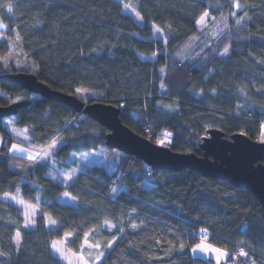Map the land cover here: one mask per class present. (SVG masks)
I'll return each instance as SVG.
<instances>
[{
    "label": "trees",
    "instance_id": "trees-1",
    "mask_svg": "<svg viewBox=\"0 0 264 264\" xmlns=\"http://www.w3.org/2000/svg\"><path fill=\"white\" fill-rule=\"evenodd\" d=\"M204 13L224 27L205 36L192 56L178 58L200 35ZM0 25V106L29 102L13 123L27 128L31 145L61 141L42 164L11 155L13 139L0 120V264H63L52 244L66 235L73 250L84 239L99 244L98 264H212L190 255L201 236L226 251L225 264H264V211L249 190L194 169H153L121 152L112 173L85 162L82 153L116 150L105 145L109 131L2 78L32 74L54 93L113 105L137 135L201 155L208 130L227 138L262 133L264 0H0ZM66 193L75 205L57 201ZM5 194L37 206L32 227Z\"/></svg>",
    "mask_w": 264,
    "mask_h": 264
},
{
    "label": "water",
    "instance_id": "water-1",
    "mask_svg": "<svg viewBox=\"0 0 264 264\" xmlns=\"http://www.w3.org/2000/svg\"><path fill=\"white\" fill-rule=\"evenodd\" d=\"M2 78L31 93L55 99L76 113L92 117L109 131L105 141L108 148L143 158L153 169L169 172L194 169L235 188L247 189L259 201L264 211V141L257 142L243 133H236L227 138L219 130H208V136L204 137L200 144L201 155L174 152L126 127L119 118V109L113 105L104 102L86 103L74 96L54 93L38 82L32 74L15 73L4 75ZM28 103L19 101L0 106V120L16 115Z\"/></svg>",
    "mask_w": 264,
    "mask_h": 264
},
{
    "label": "rangeland",
    "instance_id": "rangeland-1",
    "mask_svg": "<svg viewBox=\"0 0 264 264\" xmlns=\"http://www.w3.org/2000/svg\"><path fill=\"white\" fill-rule=\"evenodd\" d=\"M123 5V11L130 15L134 21L138 24H143V20L141 19L140 15L136 10H134L132 7L127 5L128 7H125ZM237 10H240V7H236ZM224 27V20L220 19H213V20H205L203 24H201V33L199 36L195 37L190 43H188L183 49H181L180 53L178 54V58L184 59L192 56L194 52L198 51L196 50L198 48V45L204 42L205 36H209L211 34H214L213 30L217 32L219 29L221 30ZM154 33H158L155 30L158 29L156 26H153ZM211 28V31H210ZM2 40V37L0 36V41ZM14 117L9 116L1 119V124L4 126L10 133V136L12 137L13 141L9 143L8 152L11 155L23 157L29 161L35 162V163H45L48 159V156L51 154L54 148L60 145L61 141L57 140L55 143V147H51V144L48 145L45 148L39 149L37 151L36 157L33 159H30L29 156H34L36 153L33 150H30V147L27 146L26 141L28 139V131L27 128H20L16 126L14 123ZM164 134L169 136L168 132H165ZM27 137V139H24V137ZM258 140H255L257 142L264 141V133L257 136ZM260 138V139H259ZM15 144L19 148L28 149L27 152H17V151H9V149L12 148V145ZM158 144H161L159 142ZM31 145V144H30ZM122 154L120 151L114 150L110 151L104 148H101L96 151L86 152L79 155V158L85 162H94L97 164H102L105 167H107L110 170V173L113 172V169L121 159ZM65 177H69L67 174ZM8 197H16V199L11 198H5V195L2 197L6 201L13 202V204H16L18 207H22V213L24 218V223L26 227H32L34 224V218L39 214V210L36 205L32 203H28L22 199H20L17 195H10L7 194ZM17 201H23V204L18 203ZM57 201L62 204H76V199L69 195H61ZM27 206V207H26ZM26 213H29V215L26 216ZM48 227L54 228L56 226V222L53 223V220L50 218H47ZM111 226V228H109ZM106 229H112L113 225L110 223H104L103 225ZM200 234H203V231H200ZM86 236V235H84ZM16 239V237H15ZM67 240H71V235H66L62 240L55 241L53 243L57 244V247L61 249V252L63 255H61V252H57L52 247L53 254L63 263V264H98L101 257L104 254L102 251L98 250L97 247L91 245L89 247V243L86 242L84 239L82 243L80 244L79 248L77 250L71 249L67 245ZM203 244L207 247V251H200L197 249L196 251H193V248L196 247V245ZM53 245V244H52ZM213 249H219L221 251L226 252L225 250H222L216 246L211 245L206 241L205 238L199 239L195 244H193L189 248L190 255L192 257H201L205 259H211L213 262L212 264H225V260L227 258L226 256L220 257L219 261L217 260L218 252L213 251Z\"/></svg>",
    "mask_w": 264,
    "mask_h": 264
},
{
    "label": "snow or ice",
    "instance_id": "snow-or-ice-1",
    "mask_svg": "<svg viewBox=\"0 0 264 264\" xmlns=\"http://www.w3.org/2000/svg\"><path fill=\"white\" fill-rule=\"evenodd\" d=\"M125 7H128V6L125 5ZM236 7H240V5L237 4ZM7 11H8L9 13L12 12V7H11V5H8V6H7ZM207 15H208L207 13H204V15H202V16L200 17V19L197 21V24H203L204 19H205V17H206ZM233 15H235V13H233ZM242 19H243V18H242ZM237 23H239V21H237ZM0 26H4V25H0ZM155 31H156V32H159L160 29H156ZM76 91L82 93L84 90L78 88ZM24 139H27V137L25 136ZM51 147L54 148V147H55V144L51 145ZM13 150H14V151H17V152H27V151H28V149L19 148V147H18L17 145H15V144H13V145H12V148L9 149V151H13ZM29 158H30V159H33L34 157L29 156ZM65 195H67V193H66ZM5 198L16 199V197H8L7 194H5ZM17 202L23 204V201H17ZM26 207H27V206H26ZM27 215H29V213H26V216H27ZM53 223H54V221H53ZM133 227H135V226H133ZM109 228H111V226H109ZM201 231H204V230L202 229ZM85 235H87V234H85ZM18 236H19V233H17V237H18ZM86 242H87V241H86ZM52 247H53L57 252H61V249H60L59 247H57V244H56V243H53ZM89 247H91V245H89ZM95 247L98 248V247H99V244L95 245ZM197 249H199L200 251H207V247H206L205 245H203V244L196 245V247L193 248V251H196ZM213 251L218 252V256H217V260H218V261H219L220 257H223V256H226V255H227L226 252L221 251V250H219V249H213ZM61 255H63L62 252H61ZM101 255H103V254L101 253ZM239 255L244 256V255H246V253L243 251V249H241L240 252H239Z\"/></svg>",
    "mask_w": 264,
    "mask_h": 264
},
{
    "label": "crops",
    "instance_id": "crops-1",
    "mask_svg": "<svg viewBox=\"0 0 264 264\" xmlns=\"http://www.w3.org/2000/svg\"><path fill=\"white\" fill-rule=\"evenodd\" d=\"M2 142H3V139H2V137L0 136V146L2 145ZM26 144H27V146L28 147H30V150H33V151H35V155L34 156H32V157H36V155H37V151L40 149V148H38V147H35V146H33V145H30V143L28 142V139H27V141H26ZM52 145V144H51ZM58 148V146L56 147V148H54L53 149V151L51 152V153H54L55 151H56V149ZM48 160V159H47ZM13 203V202H12ZM16 205V204H15ZM21 210H22V207H19ZM30 228V227H29Z\"/></svg>",
    "mask_w": 264,
    "mask_h": 264
},
{
    "label": "built area",
    "instance_id": "built-area-1",
    "mask_svg": "<svg viewBox=\"0 0 264 264\" xmlns=\"http://www.w3.org/2000/svg\"><path fill=\"white\" fill-rule=\"evenodd\" d=\"M248 113L250 114L251 112H250V111H248ZM260 126H261V128H262V130H261V131H262V133H264V122H261V123H260ZM262 133H261V134H262ZM259 139H260V138H259ZM254 140H258V138H257V137H255V138H254ZM203 238H205V237H204V236H201V237H200V239H203ZM232 258H233V259H237V258H238V256H237V255H235V254H233V255H232Z\"/></svg>",
    "mask_w": 264,
    "mask_h": 264
}]
</instances>
